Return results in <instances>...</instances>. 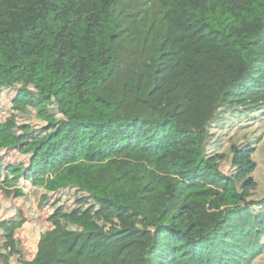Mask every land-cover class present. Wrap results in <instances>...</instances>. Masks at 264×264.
Here are the masks:
<instances>
[{
    "label": "trees",
    "instance_id": "1",
    "mask_svg": "<svg viewBox=\"0 0 264 264\" xmlns=\"http://www.w3.org/2000/svg\"><path fill=\"white\" fill-rule=\"evenodd\" d=\"M16 70L62 115L34 182L145 223L53 227L38 264H264V0H0Z\"/></svg>",
    "mask_w": 264,
    "mask_h": 264
},
{
    "label": "rangeland",
    "instance_id": "2",
    "mask_svg": "<svg viewBox=\"0 0 264 264\" xmlns=\"http://www.w3.org/2000/svg\"><path fill=\"white\" fill-rule=\"evenodd\" d=\"M54 99L41 98L35 83L22 71L0 83V264H38L37 244L53 227L112 232L123 219L145 224L130 213L100 209L75 188L48 193L25 170L34 146L48 133L43 127L61 119ZM226 147L230 135L220 134ZM225 170L228 166H225ZM256 197L264 196V162L255 172ZM264 234V208H255ZM264 257V256H263ZM264 263V262H263Z\"/></svg>",
    "mask_w": 264,
    "mask_h": 264
}]
</instances>
